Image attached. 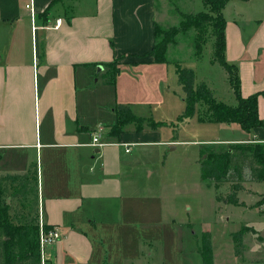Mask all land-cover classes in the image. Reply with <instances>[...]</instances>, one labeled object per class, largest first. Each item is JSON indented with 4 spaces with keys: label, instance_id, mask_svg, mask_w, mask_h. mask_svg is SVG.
Here are the masks:
<instances>
[{
    "label": "crops",
    "instance_id": "0c3cea01",
    "mask_svg": "<svg viewBox=\"0 0 264 264\" xmlns=\"http://www.w3.org/2000/svg\"><path fill=\"white\" fill-rule=\"evenodd\" d=\"M161 2L0 0V176L22 174L30 166L37 171L38 219L59 231L57 240L40 252V264H150L149 236L135 239L131 230V223H138L145 234L151 221L149 205H145L149 189L139 180L141 159L133 152L146 153L145 146L180 141L176 137L163 139L161 126L151 127L148 119L152 117L143 116L147 121L142 125L128 123L118 137L93 147L90 143L96 128L101 131L116 122L115 105H131L137 116V102L110 89H100L105 93L97 99H91L89 93L98 86L110 87L99 83L97 75L108 73V64L115 59L123 62L118 76L144 64L168 66L169 46L165 62H155L149 55L156 40L155 25L165 27L162 12L166 7ZM221 12L225 20L224 57L236 67L242 97L262 93L264 0H228ZM224 82L229 87L225 93L228 100L220 101L233 105L236 102L228 73ZM257 101V113L263 120L264 93ZM154 104L165 106L162 99ZM177 110L181 114L184 108ZM220 126L231 135L213 141L219 146L216 153L237 142L264 145V125L249 132L234 123L220 122ZM207 150L204 148L199 157ZM208 185L214 188L212 183ZM231 185H224V193H230ZM240 190L236 205L229 203L226 195L221 204L214 191L212 209L224 205L227 210L234 205L250 215L237 229L246 228L238 256L231 237L237 230L229 232L232 252L236 264H260L264 261V210L255 204V198L248 200ZM253 191L261 198L264 180L253 183ZM184 212L189 217L191 207ZM187 221L189 227L194 226ZM207 230L214 264L213 233ZM248 242L253 255L247 252Z\"/></svg>",
    "mask_w": 264,
    "mask_h": 264
},
{
    "label": "rangeland",
    "instance_id": "374dc122",
    "mask_svg": "<svg viewBox=\"0 0 264 264\" xmlns=\"http://www.w3.org/2000/svg\"><path fill=\"white\" fill-rule=\"evenodd\" d=\"M161 3L166 7L165 12H162L165 27H159V29L165 31H168L171 26H178L180 21L178 11L196 14L200 10H205L202 0H162ZM203 28L197 36L198 45L202 44L200 56L196 57L194 54L195 30L190 28L175 35V42L168 45L170 48L167 57L171 60L168 66H165L166 63L144 64L134 69H127L119 76L116 75L115 81L109 84V88H101L102 86L98 88V86L97 89L91 90L93 93H89L91 99H97L105 93L100 89H110L109 91L113 93L118 92L119 97L137 102L135 106L137 116H150L156 122H165L166 124L160 127L163 139L170 140L176 137L175 140L180 141L174 144L176 146L174 150L169 149L174 145L164 144L158 147L145 146L146 153L145 150L133 152V155L141 159L139 163L142 171L139 173V180L143 184L146 183L149 189L150 199L146 200L145 205H149L151 221L147 224L148 231L145 234L138 223H131V230L133 229L132 235L135 239L149 236L148 239L151 241L149 250L152 255L150 264H201L196 247L200 244L201 232L207 229L213 233L214 264H236L229 232L236 231L246 223L250 215L247 217L243 214L241 207L234 205L228 206L230 208L227 210L224 205L221 207L215 205L213 210L214 191L220 197L219 202L222 204L225 195H228L224 193V185L237 183L241 189L239 193L245 195V198L248 200L255 198V204L260 200V195L258 198L253 191V183L258 181V178L254 175L253 167L257 164L253 160L250 147L240 146L232 150L233 166L224 178L211 182L217 188L215 190L201 180L199 165L195 161L198 158V161L201 160L199 156L204 148H208L207 151H215L214 149L219 146L213 141L221 137L226 138L231 133L221 129L220 122L202 123L198 120L197 117L203 116L205 111L204 104L198 105L195 114L188 117L186 121L177 119L180 114V110L177 109L184 108V94L177 82L175 62H179L183 67L191 68L195 73V82L205 81L213 89L212 93L216 100L218 98L228 100L225 93L229 87L224 82V75L227 72L218 62H213L212 57L215 29L209 24H205ZM161 38H163L162 34L158 33V40ZM114 62L113 70L116 67H122L123 62L119 59H115ZM97 77L99 83L103 84L104 77L108 79L110 74L99 72ZM161 99L165 106L154 104L156 100L161 101ZM150 101L153 103L150 107L143 105V102ZM129 106L132 109V106ZM108 130L109 128L100 131L98 127L95 133L98 134L100 131L101 140L109 142L114 138L107 135ZM234 135L237 136V134ZM249 143L254 144L253 142H237L229 147L239 144L247 146ZM12 187H15L14 183L0 182V189L5 190L2 197L11 203L9 214L15 217V221L23 217L34 218V212L37 209L32 191L33 185L24 197L11 196ZM186 207L192 209L189 217L185 214L186 211L184 212ZM188 219L194 224L192 229L186 223ZM192 231L195 232V237H192ZM247 252L251 255L255 254L249 242ZM260 264H264V261Z\"/></svg>",
    "mask_w": 264,
    "mask_h": 264
},
{
    "label": "trees",
    "instance_id": "16d2710c",
    "mask_svg": "<svg viewBox=\"0 0 264 264\" xmlns=\"http://www.w3.org/2000/svg\"><path fill=\"white\" fill-rule=\"evenodd\" d=\"M205 10L194 13H182L178 11L180 15V21L178 26H171L168 31L159 29V26L155 25V43L149 55L156 62H165V54L169 44L175 42V35L179 32H185L190 28H194V54L196 57L201 55L202 44L198 45L197 36L200 31L204 29L205 24L212 25L214 30V44H213V62H218L224 70L228 73L229 84L233 87L235 96V104L228 105L225 102L216 100L213 96L212 90L208 88L204 81L195 84V73L189 67H183L179 62H175V74H177V82L183 91V103L185 104L183 112L178 116V120H184L195 114L196 108L201 104L205 105V111L203 116H198L200 122H225L229 124L238 125L243 131L249 132L253 128L262 127L264 125V119L262 120L257 113V98L259 94L264 93H252L247 97H242L240 93L239 81L234 64H229L224 57L225 43L224 31L225 20L222 15V8L228 0H202ZM206 7H209L208 9ZM158 33H161L163 38L158 40ZM108 64L110 78L103 79V83L112 84L115 81L116 75L119 73L120 68L116 67L112 69V65ZM107 73V74H108ZM116 119L115 123L111 125L107 131V135L110 137H118L117 135L122 131L124 126L128 123H135L140 126L144 122V118L133 114L131 107L128 105L117 104L115 105ZM151 127H158L165 125V122L154 121L151 118ZM250 147L253 160L257 164L253 167L254 175L258 179L264 180V145L260 143H254L249 145L239 144L238 146L230 147V149L216 153L214 151L203 152L201 155L200 163V178L210 184L213 181H218L224 178L229 168L233 165V153L232 150L237 147ZM36 169L32 166L28 168L25 173L22 174H7L0 176V182L5 181L14 183L15 187H12L11 196L24 197L29 189H33L35 205H37L36 192ZM217 189L216 187H214ZM240 186L235 183L230 187V193L226 195V199L229 203L236 205L238 203L237 191ZM3 189H0V264H40V250L38 244V214L37 210L34 212V218L23 217V219L15 221V217L10 215L11 203L2 197L4 193ZM219 200L220 197L216 196ZM264 202V193L256 205H261ZM45 228H49L43 224ZM192 228V225H190ZM246 232V228H241L237 232L232 233L234 241V252L238 256L243 248L242 235ZM195 234L193 233V237ZM200 244L197 245L196 250L200 255L201 264H213L212 242L210 238V232L207 230L201 234Z\"/></svg>",
    "mask_w": 264,
    "mask_h": 264
},
{
    "label": "built area",
    "instance_id": "2783aa9c",
    "mask_svg": "<svg viewBox=\"0 0 264 264\" xmlns=\"http://www.w3.org/2000/svg\"><path fill=\"white\" fill-rule=\"evenodd\" d=\"M28 8H30L31 10V14H32V6H27ZM58 23L60 22V19L57 21ZM34 29V27H33ZM93 139L92 142L90 143V145H92L93 147H97L99 148L100 146L104 145L106 142L101 140V136H100V132H98V134L94 133L92 135ZM126 148L125 151L128 152L129 149V145L125 144ZM261 208L264 209V202L261 203ZM38 244L40 246V252H42V249L49 244L54 243L57 238L59 237V231L57 228H45L43 226V222L42 220H39L38 222Z\"/></svg>",
    "mask_w": 264,
    "mask_h": 264
},
{
    "label": "water",
    "instance_id": "95a60500",
    "mask_svg": "<svg viewBox=\"0 0 264 264\" xmlns=\"http://www.w3.org/2000/svg\"><path fill=\"white\" fill-rule=\"evenodd\" d=\"M261 235L264 236V231H262Z\"/></svg>",
    "mask_w": 264,
    "mask_h": 264
}]
</instances>
